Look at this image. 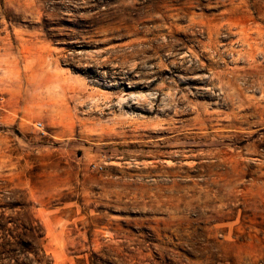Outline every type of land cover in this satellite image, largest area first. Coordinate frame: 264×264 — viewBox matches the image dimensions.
Masks as SVG:
<instances>
[{
	"label": "rangeland",
	"instance_id": "374dc122",
	"mask_svg": "<svg viewBox=\"0 0 264 264\" xmlns=\"http://www.w3.org/2000/svg\"><path fill=\"white\" fill-rule=\"evenodd\" d=\"M31 219L48 264H264V0H0V222Z\"/></svg>",
	"mask_w": 264,
	"mask_h": 264
},
{
	"label": "trees",
	"instance_id": "16d2710c",
	"mask_svg": "<svg viewBox=\"0 0 264 264\" xmlns=\"http://www.w3.org/2000/svg\"><path fill=\"white\" fill-rule=\"evenodd\" d=\"M33 222L34 219L22 224L14 222L13 227L0 222V260H6L4 264H48L41 244L43 228Z\"/></svg>",
	"mask_w": 264,
	"mask_h": 264
},
{
	"label": "built area",
	"instance_id": "2783aa9c",
	"mask_svg": "<svg viewBox=\"0 0 264 264\" xmlns=\"http://www.w3.org/2000/svg\"><path fill=\"white\" fill-rule=\"evenodd\" d=\"M39 125L41 126V124H39ZM40 126H39V127H40Z\"/></svg>",
	"mask_w": 264,
	"mask_h": 264
}]
</instances>
